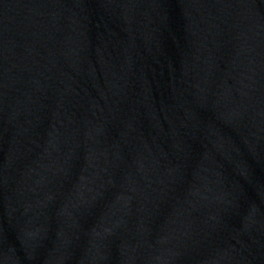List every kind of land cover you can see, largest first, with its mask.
Segmentation results:
<instances>
[{"label": "water", "instance_id": "water-1", "mask_svg": "<svg viewBox=\"0 0 264 264\" xmlns=\"http://www.w3.org/2000/svg\"><path fill=\"white\" fill-rule=\"evenodd\" d=\"M0 264H264V0H0Z\"/></svg>", "mask_w": 264, "mask_h": 264}]
</instances>
